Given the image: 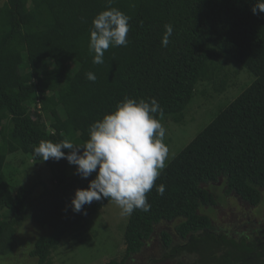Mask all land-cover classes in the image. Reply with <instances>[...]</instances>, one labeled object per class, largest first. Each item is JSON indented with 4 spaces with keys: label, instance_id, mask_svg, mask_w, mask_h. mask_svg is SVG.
<instances>
[{
    "label": "trees",
    "instance_id": "1",
    "mask_svg": "<svg viewBox=\"0 0 264 264\" xmlns=\"http://www.w3.org/2000/svg\"><path fill=\"white\" fill-rule=\"evenodd\" d=\"M260 2L114 0L111 6L130 17L128 43L110 47L104 63L94 64L89 30L107 0H3L0 255L10 256L18 229L32 221L49 233L36 239L29 259L51 264L62 238L84 228L85 219L111 201L85 205L86 215L72 212L74 191L87 188L95 173L82 179L63 158L40 160L33 149L41 141L83 145L90 125L126 97L155 98L165 129L166 121L179 125L199 85L212 84L221 95L237 69H245L252 84L166 162L155 182L165 185L164 195L154 186L147 193L150 211L127 215L122 253L104 264H133V256L157 237L152 264H264V236L223 232L208 214L221 202L219 188L253 208L264 202V13L251 11ZM166 24L173 33L162 47ZM201 95L208 100L205 90ZM16 153L47 169L40 193L33 196L36 184L11 186L6 158Z\"/></svg>",
    "mask_w": 264,
    "mask_h": 264
},
{
    "label": "clouds",
    "instance_id": "2",
    "mask_svg": "<svg viewBox=\"0 0 264 264\" xmlns=\"http://www.w3.org/2000/svg\"><path fill=\"white\" fill-rule=\"evenodd\" d=\"M108 7L92 20L89 47L95 53L94 64L104 63V53L110 47L127 46L130 17L112 7L114 0H107ZM251 11L264 13V0ZM161 46L167 47L173 26L166 24ZM89 81L95 82L96 75L86 73ZM157 114L163 109L155 98H124L114 111L93 122L89 137L81 146L68 139L54 143L41 141L33 152L42 161L65 159L75 166V174L87 179V188H78L70 200L71 211L86 215L85 205L106 198L114 201L125 215L134 210L150 211L147 193L156 187L163 196L165 185L155 182L166 167L169 148L164 143L166 129ZM62 149L68 150L67 153Z\"/></svg>",
    "mask_w": 264,
    "mask_h": 264
},
{
    "label": "rangeland",
    "instance_id": "3",
    "mask_svg": "<svg viewBox=\"0 0 264 264\" xmlns=\"http://www.w3.org/2000/svg\"><path fill=\"white\" fill-rule=\"evenodd\" d=\"M2 2L3 0H0V7ZM253 81L254 77L245 69H237V76L230 78V87H227L221 95L215 94L212 84L199 85L196 95L193 96L185 111L186 118L183 123L177 125L172 121H166L168 126L164 143L169 148L166 162L187 146L227 105V102L235 99ZM201 90H205V93L209 95L208 100L202 98ZM60 115L63 116V113L61 112ZM46 125L49 130L47 120ZM26 158L20 153L7 156L5 169L13 180L11 186L29 187L36 184L33 191L34 196L43 189L41 181L44 183L48 181L49 177L47 178L45 174L48 171L44 166L33 165ZM39 182L40 185H38ZM215 193L221 202L208 214L216 229L252 237L264 236V202L259 207L253 208L235 198L234 195L225 196L221 188ZM126 221L127 215L123 214L122 209L114 201H109L98 212L85 219L84 228L70 232L62 238L51 257V264H104L107 260L120 256ZM168 230L171 232L172 226H168ZM48 231L47 228L35 222H24L15 234V250L9 257L5 258L0 255V264H36V262H31L28 252L33 248L36 239L47 235ZM157 238H153L144 251L133 256V264H152L150 261L159 244ZM226 251L232 253L231 249ZM13 256L16 257L15 261H13Z\"/></svg>",
    "mask_w": 264,
    "mask_h": 264
}]
</instances>
